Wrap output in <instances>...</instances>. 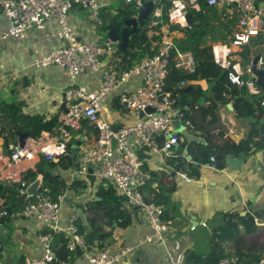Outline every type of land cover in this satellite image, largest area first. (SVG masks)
<instances>
[{"label": "built area", "instance_id": "1", "mask_svg": "<svg viewBox=\"0 0 264 264\" xmlns=\"http://www.w3.org/2000/svg\"><path fill=\"white\" fill-rule=\"evenodd\" d=\"M116 0H3L2 10L9 21L7 31L1 39L23 40L32 30L42 31L54 21L57 25L55 36L66 42V46L49 55L35 59L37 67L57 66L72 80L89 71L102 70L98 81V90L91 92L85 86L72 85L65 94L66 113L59 120L54 134L45 133L39 139H28L24 147L20 143L6 142V153H0V176L5 182H21L20 194L29 198L28 185L22 175L24 161L34 162L44 158L52 161L67 155L74 136L81 145L73 165V179H87L92 165L97 183H108L116 188L118 195L124 198L125 208L139 210L153 232L143 243H153L155 239L164 242L170 234V226L163 220L164 209L143 196V188L151 179L145 169L140 154L146 149L153 153L169 155L180 148L181 135L175 132L174 121L181 120L187 129L195 128L179 108V101L167 90V81L172 65L186 74L196 71V61L192 53L182 52L175 44L181 39L183 31L190 28L189 16L205 9H213L218 17V27L206 38V45L212 50L214 63L227 73L230 85L238 90L247 89L251 95L262 92L252 71L258 58L257 68L264 69V0H157L154 12L144 21L140 31L159 40L153 44V55L146 57L127 70L119 69L117 63L103 67V59H112L119 50L116 43L78 42L69 15L74 9L89 11L93 29L102 30L105 26L103 9ZM124 6H130L135 12L132 18H138L144 3L142 0H120ZM151 1V0H145ZM166 9V14L163 9ZM179 26V31H171ZM139 32V31H138ZM180 33V34H179ZM213 37V38H212ZM141 78V85L132 93L118 97V104L128 114L145 112L152 108L154 112L145 113L136 123L113 129L103 116L108 96L131 78ZM180 88L187 86L180 82ZM264 106V98L259 100ZM93 126L97 133L88 134ZM2 131L0 127V132ZM216 164V158L211 157ZM216 167V165H214ZM186 182L191 178L180 172ZM30 199V198H29ZM22 217L36 219L46 232L40 235V244L44 249L42 259H33L25 264H56V252L53 241L56 235H62L66 249L70 253L81 250L82 255L91 264H117L127 254L139 247H128L123 252L112 254L108 249L92 251L86 246L77 225L78 217L70 220V225H61V202L53 200L46 193H37ZM2 203L0 202V205ZM4 209V208H3ZM8 213H0V219ZM256 222L258 220L256 219ZM202 226L207 227L205 223ZM3 230L0 224V231ZM196 226L191 227L195 231ZM0 264H2L0 262ZM167 264H188L185 259L170 256ZM220 264H239L236 260L225 258Z\"/></svg>", "mask_w": 264, "mask_h": 264}, {"label": "crops", "instance_id": "2", "mask_svg": "<svg viewBox=\"0 0 264 264\" xmlns=\"http://www.w3.org/2000/svg\"><path fill=\"white\" fill-rule=\"evenodd\" d=\"M2 1L0 0V127L2 129L6 121L5 112L2 110L5 104H20L23 114L28 117L39 116L50 119L58 116L60 120L66 113L64 111L66 110V91L72 85L74 87L85 86L91 92L97 91L102 70L89 71L72 81L57 66L37 67L35 59L39 54L49 55L66 46L65 41L55 36L56 23L49 22L42 31H30L23 40H3L1 36L7 31L9 21L2 10ZM117 8L119 7H115L111 2L103 9L105 26L99 31L93 29L89 11L74 9L69 15V22L74 27L77 41L96 43L110 41L109 32L112 25L108 28V24H110V19L116 16ZM117 20L122 22L120 19ZM121 62H123L121 56L116 54L112 59L104 58L103 67L115 63L119 66ZM140 85L141 78L135 76L108 96L103 110V116L107 122L121 128L132 125L141 118L139 113L124 112L118 104V97L121 94L135 92ZM213 85V82L202 79L189 81L186 89L194 87L195 90L185 96V103L198 98L199 108L195 107L197 111H202L201 108H209L217 99V90ZM229 85V82L222 84L225 88L223 95L226 99L216 102L214 120L212 115L205 116L202 111L206 120L213 124L216 123V111L221 106V123L225 129L205 133L191 118L190 121L195 128L188 129V131L203 139L204 142L189 143L181 136L179 150L169 155L153 153L148 149L140 154L145 169L151 174V179L143 188V196L146 199H150L155 192H159L160 187L165 189L174 187L168 195V204L163 205L165 210L169 211L171 218L170 234L165 241L159 242L155 239L151 244L140 245V241L153 236V232L139 210H129L128 227L125 230H112L106 227L105 240L88 247L90 250H101L103 245V248L108 249L112 254H118L128 247H139L123 257L117 264H167L170 256L181 257L189 264L188 258L192 254L207 257L218 252L213 244V231L223 226L230 215L244 217L247 214L254 215L257 211L264 215V106L259 103V100L264 98V93L262 91L258 95H251L247 89L246 93L243 89L238 90ZM238 95L246 97L252 105V110L244 116H239L234 106V99ZM75 140L80 139L74 136L71 143ZM246 141H249V152L243 153L240 150L238 153L230 152L229 154L225 151L228 145H239ZM6 152V140L1 131L0 153ZM213 156L216 158V164L211 162ZM228 158L239 162L231 165L227 161ZM176 159L185 161L184 171H179ZM40 160L24 161L21 167L35 170ZM180 172L187 174L191 182L183 180L179 176ZM53 173L56 177L63 178L70 186L60 200L61 225L68 227L70 220L76 216L89 230L91 213L88 204L93 200H98V183L91 185L88 178L83 179L89 183V186L80 190L79 187L72 186L75 180L73 179V167L67 171L59 168ZM4 182L5 180L0 176V184ZM79 192L82 194L79 195ZM10 216L13 217L14 222L2 225L3 230L0 231V235L12 236L13 244L5 248L0 243V247H3L5 251L0 255L1 258L5 257L2 264H25L33 259H42L45 252L39 237L46 232V228L36 219L13 214ZM257 220L258 230L261 227L260 221L264 218L260 217ZM202 223H205L207 227L202 226ZM193 225L196 226L195 231H191ZM245 234L247 232L241 226L240 236ZM240 248L243 252H249L243 239ZM225 250L227 255L236 251L233 241L225 245ZM74 254L70 260L60 264H91L82 254L77 252ZM225 258L227 256L221 257V260Z\"/></svg>", "mask_w": 264, "mask_h": 264}, {"label": "trees", "instance_id": "3", "mask_svg": "<svg viewBox=\"0 0 264 264\" xmlns=\"http://www.w3.org/2000/svg\"><path fill=\"white\" fill-rule=\"evenodd\" d=\"M117 14L110 19L108 28L111 27L113 19H120L123 21L130 19L134 16L135 12L130 6H122L116 9ZM218 17L214 13L213 9H205L200 13H195L191 19V26L183 31V37L175 41L176 46L182 52L192 53L196 61V71L193 74H186L182 70L176 69L172 65L170 69V75L167 81V90L172 93L173 98L179 99L184 95L185 88H180V82L186 81L187 85L189 81L194 80H206L213 82V87L216 88V99L208 108H201L206 115H212L214 120V110L216 108L217 101H224L225 88L222 84H227V73L221 70L213 61L212 50L210 47H203L206 45V38L221 25L217 24ZM159 40L158 36H151L145 31H139L136 35L130 38V47L125 54L118 51V55L121 56L123 66L119 69L127 70L133 67L136 63H140L143 59L154 54L152 51L153 44ZM219 86V87H218ZM231 86V85H229ZM247 93L246 89H243ZM235 108L239 116H244L252 110V105L249 100L244 96H239L234 99ZM2 110L5 112L6 121L2 127V135L6 142H18V132L28 133L31 139H39L45 133L54 134L58 127L59 117L54 116L50 119L44 117H28L23 114L20 104H5L2 106ZM187 120H191L190 114L183 110ZM215 122V121H213ZM88 134H96V129L91 126L87 129ZM78 140L69 145V151L67 155L58 157L52 161H46L44 158L36 164V169H28L22 175V180L27 183L28 186L33 184L40 176L42 178V185L37 193H46L53 200L60 201L65 196L66 191L70 188L63 178L56 177L53 171L61 168L63 171L72 169L73 160L71 159L72 145L76 144ZM232 144V143H231ZM249 152V141L243 142L239 145H228L225 148L229 154L230 152L238 153ZM177 160V168L179 171H184L185 161L181 159ZM74 188L79 187L80 190H84L89 186L86 180L75 179L72 185ZM22 188L21 182H4L0 184V209L9 207L12 214L22 217V212L27 208L29 203L33 199L26 198L20 194ZM174 190L165 189L160 187L159 192H155L150 199L145 200L147 202L155 203L164 209L163 220L167 224H171L170 213L165 210L164 206L167 203L168 195ZM165 191L167 192L165 194ZM79 195L82 192L78 193ZM97 198L88 204L91 218L89 220V230L82 225V222L78 220L77 225L80 228V234L85 240L86 246L90 247L95 245L96 242L104 241L107 237L105 228L110 227L112 230H125L130 222V212L125 208V200L118 195L116 188L108 183H98L97 185ZM264 218L262 212L257 211L254 215L247 214L246 216L230 215L226 223L213 231V244L215 255L207 257H199L196 255H190L188 258L189 264H220L221 257L227 256L236 260L240 264H263L264 259L258 254H251V251L243 252L240 248L242 239L240 236L241 226L245 229L248 235H252L257 231V225L255 218ZM102 221V222H101ZM14 222L13 217L7 214L4 218L0 219V224L6 225V223ZM233 241L236 251L227 255L225 245ZM0 243L3 247H8L13 244V238L10 235H0ZM53 248L56 252V264L67 262L74 253H70L66 249V243L62 235H56L53 241ZM102 249L103 245H102Z\"/></svg>", "mask_w": 264, "mask_h": 264}, {"label": "water", "instance_id": "4", "mask_svg": "<svg viewBox=\"0 0 264 264\" xmlns=\"http://www.w3.org/2000/svg\"><path fill=\"white\" fill-rule=\"evenodd\" d=\"M144 3L143 8L140 10L138 18H130L127 19L123 22H120L117 19H113L112 21V28L109 32V39L110 41L116 43L118 46L119 50L125 54L127 50L130 47V38L133 35H136L138 31H140L141 26L143 25L144 21H146L151 14L154 12L155 9V3L157 0H151V1H145L142 0ZM163 13L166 14V9H163ZM192 16H189V21L191 22ZM180 27L179 26H174L172 27L171 31H179ZM257 62L258 58L254 62V66L252 68V71L254 72L256 78H257V84L262 88V91L264 93V69L259 70L257 68ZM123 66V62L120 63L119 67ZM195 90L194 87H189L184 91V95L179 97L178 101L180 104V109L183 111H187L191 118L194 120L197 126L201 127L205 133H214L217 130L220 129H225V127L222 125L221 121V106L216 111V123H209L206 118L204 117L202 111H197V108H199V99L195 98L191 100L189 103H185V96L188 95L189 93H192ZM197 107V108H195ZM66 112V110H64ZM154 112V109L149 108L145 112L140 113V117L143 118L145 116V113H152ZM174 126H175V132L180 134L186 141L189 143L191 142H204L203 139H200L199 137L193 135L188 131V129L184 126L183 122L181 120H175L174 121ZM114 130H117V127L113 126ZM18 141L21 145V147L25 146L26 141L30 138L29 134L24 132H18ZM81 143L78 141L74 146H73V151L71 153V159L73 160V165L75 164L76 157H77V149ZM179 149H175L174 151H178ZM187 151V150H186ZM228 163L231 165L237 164L239 161L233 159V158H228L227 159ZM95 168V165H92L90 170H89V175L88 179L91 183V185H94L96 183L95 176L93 175V169ZM42 180L41 178H38L33 184H31L28 189L27 193L30 199L34 198L35 195L37 194L39 188L41 187ZM6 211L9 215H12V211L9 207L0 209V213L3 211ZM4 248L0 247V255L4 254ZM77 253L82 254L81 250H78ZM264 264V263H263Z\"/></svg>", "mask_w": 264, "mask_h": 264}, {"label": "rangeland", "instance_id": "5", "mask_svg": "<svg viewBox=\"0 0 264 264\" xmlns=\"http://www.w3.org/2000/svg\"><path fill=\"white\" fill-rule=\"evenodd\" d=\"M113 4L115 7H121L122 8V6H123V2L120 0L114 1ZM176 40H178V39H176ZM120 108L124 111V109L121 105H120ZM263 221H260L261 222L260 224L258 223L261 227L258 228L256 233H254L252 235L245 234L241 237V239L243 238L244 242L246 243V247H247V249H249V251H251V254H258L264 259V222ZM4 260H5V257H2L1 263Z\"/></svg>", "mask_w": 264, "mask_h": 264}]
</instances>
